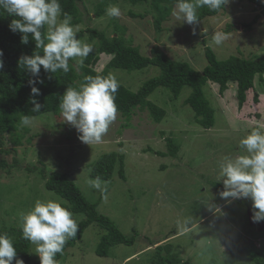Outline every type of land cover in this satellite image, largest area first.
<instances>
[{
  "label": "rangeland",
  "instance_id": "rangeland-1",
  "mask_svg": "<svg viewBox=\"0 0 264 264\" xmlns=\"http://www.w3.org/2000/svg\"><path fill=\"white\" fill-rule=\"evenodd\" d=\"M91 1L87 3L88 15L93 18L87 22L89 26L112 35L113 22L117 21L126 27V38L145 56H152L157 48L200 71L207 65L205 45L220 60L231 55L264 57V16L252 29L245 28L260 12L249 0H229L223 11L194 25L171 14L161 31L155 28L151 13L145 18L130 15V12L146 13L149 9L146 5L116 0L111 5L120 8V17L104 14L96 18ZM87 23L73 26L74 30L85 29ZM228 25L232 27L225 32ZM214 32L225 34L221 45L213 43ZM81 39L93 47L96 45L86 34ZM110 58L102 54L96 69L101 71ZM110 73L119 83L137 91L159 69L154 66L130 72L111 69ZM190 91L186 86L179 98L173 99L168 89L157 88L149 99L166 111L161 122H155L148 109H135L129 120L117 113L100 143L81 142L60 111L31 117L30 124L7 133L3 139L0 137V152L11 150L10 154L0 153V159L12 163L15 156L20 167L9 173L0 169V231L21 227V214L30 211L38 199L66 203L45 187L41 175L45 165L49 176L69 172L89 201H99L100 213L111 218L126 236H135L132 245L118 244L110 248L108 256H99L96 247L104 231L92 224L81 240L56 259L58 264H158V253L165 256L167 251H159L157 246L166 244H170L171 254L192 264H255L249 253L264 251V230L251 225L252 202L221 199L215 183L219 162L225 157L246 154L240 148V140L254 128L264 130V73L256 76L254 88L247 92L241 107L234 84L222 94L215 83L205 86L206 97L215 110V123L210 129L199 125L192 108L184 103ZM169 137L179 147L176 157L154 153L168 152ZM112 151L125 156L126 177L121 179L115 170L110 180H101L107 185L105 200L88 182L94 179L90 175L93 163L100 155ZM208 202L220 211H210ZM73 219L78 224L85 216L73 213ZM35 248L32 244L29 253L32 261L40 264Z\"/></svg>",
  "mask_w": 264,
  "mask_h": 264
},
{
  "label": "trees",
  "instance_id": "trees-1",
  "mask_svg": "<svg viewBox=\"0 0 264 264\" xmlns=\"http://www.w3.org/2000/svg\"><path fill=\"white\" fill-rule=\"evenodd\" d=\"M91 0H59L63 12L72 17V25L91 22L93 18L89 16L87 3ZM116 0H95L91 1L93 12L96 18L105 14L106 8L115 3ZM133 5H146L149 9L144 14L130 12L132 17L145 18L149 13L153 16V23L158 31L162 30L163 22L167 21L172 14L176 0H125ZM258 9L256 15L250 23L245 24V28L252 29L261 16H264V3L261 0H249ZM222 7L216 12L208 8L198 9L199 21L209 16H214L225 9ZM15 17L0 10V50L3 51L4 67L0 69V137L3 139L7 133L17 131L23 115L34 117L46 113H58L60 99L68 86L79 88L85 82L86 76H107L111 69H122L128 72L140 70L149 66L159 69V73L146 80L137 91L119 83L116 93L115 103L117 113L122 114L127 120L135 109H148L151 117L157 123L161 122L166 115V111L149 99V96L159 87L170 91L173 99H178L184 87H190L189 96L184 101L195 113L196 122L205 129H210L215 123V110L210 105L206 97L204 88L209 83H215L222 94L230 84H234L237 89V98L241 107L246 101V94L254 88L257 75L264 73V57L259 59L247 58L241 55H231L226 59L217 58L214 50L205 45L204 54L207 65L200 71L195 69L187 61L174 60L160 49L155 48L152 56H145L140 48L133 44L132 40L126 38V27L114 20L113 34L106 30L89 26L76 31L78 39L86 34L88 40L95 41L93 52L84 60V65L74 64L75 60H69V71L64 73L58 71L55 74L46 73L41 67L40 79L42 84H37L40 95L34 99L41 105L39 112H33V97L30 93L28 81L32 79L31 74L19 66L18 60L22 55H32L35 51V42L29 34V43H21V33H13L9 29V24ZM63 19V16L60 17ZM232 25L227 26L228 32ZM47 26L42 29L46 33ZM206 42L204 41V44ZM102 54L110 55L111 58L106 66L101 70L96 69V65ZM257 100V96H254ZM168 152L154 151V153L176 157L178 146L172 138H167ZM152 150V149H150ZM13 151V150H12ZM11 150H3L0 153L10 154ZM125 156L116 151L104 153L93 163L90 175L92 178L99 177L100 180H110L115 170L121 179L125 180ZM10 168V169H9ZM20 168L18 159L14 156L12 163L0 159V169L8 170ZM33 166V169H36ZM31 171L32 168L29 166ZM41 175L45 180V187L54 191L62 197L66 203L62 204L74 214H83L85 219L78 223V232L75 238H70L64 245L63 253H58L56 259L63 257L68 248L73 247L77 241L81 240L85 230L92 224H96L104 231L96 247L99 256H108L110 248L118 245H132L135 236H126L108 216L98 211V202L89 201L83 194L79 186L70 177L69 172H54L50 176L46 175L45 165H42ZM217 191L223 190V184L215 183ZM0 233H6L13 241L17 251V258L22 259L24 264H38L32 261L30 249L32 243L23 239L21 227L4 228ZM159 251L165 249L167 255L158 253V264H192L189 260H182L179 255H173L170 251V244L158 245ZM250 257L255 264H264V251L257 253L250 252ZM15 264V260L13 262Z\"/></svg>",
  "mask_w": 264,
  "mask_h": 264
},
{
  "label": "clouds",
  "instance_id": "clouds-1",
  "mask_svg": "<svg viewBox=\"0 0 264 264\" xmlns=\"http://www.w3.org/2000/svg\"><path fill=\"white\" fill-rule=\"evenodd\" d=\"M264 3V0H261ZM229 0H176L172 15L179 21L194 25L199 21L198 9L208 8L212 12L220 10ZM0 10L15 17L9 24L13 32L21 33V43H29V34L35 42L32 55H22L18 60L20 67L31 74L28 81L33 97L31 109L39 112L41 105L34 99L40 95L37 84H42L41 67L46 73L58 71L67 73L69 60H75L79 66L93 52V45L78 39L71 23L70 14L63 12L59 0H0ZM105 14L118 18L121 10L116 5H109ZM63 16V19L60 17ZM47 26L46 33L42 29ZM226 36L214 32L212 41L221 45ZM4 67L3 51L0 50V69ZM119 82L111 73L107 76H86L79 88L68 86L60 99L59 109L65 122L78 133V139L91 145L102 142L110 125L117 119L115 103ZM31 117L23 115L20 123L28 125ZM246 154L234 158L225 157L219 162L217 182H222L223 190L219 196L231 202L237 199H250L254 223L264 221V130L254 128L239 142ZM89 186L98 190L107 200V185L99 177L89 180ZM102 183L104 186L102 187ZM210 211L220 209L208 202ZM21 232L23 239L36 245L35 254L40 264H58L56 255L63 253L64 245L70 238H75L78 224L73 213L60 202L36 200L34 207L21 214ZM24 264L17 258V251L12 239L6 233H0V264Z\"/></svg>",
  "mask_w": 264,
  "mask_h": 264
},
{
  "label": "water",
  "instance_id": "water-1",
  "mask_svg": "<svg viewBox=\"0 0 264 264\" xmlns=\"http://www.w3.org/2000/svg\"><path fill=\"white\" fill-rule=\"evenodd\" d=\"M251 216H252V214L249 213V218H250L251 225H254V226L258 227L260 231H263L264 230V221H262L260 223H254L252 221V219H251Z\"/></svg>",
  "mask_w": 264,
  "mask_h": 264
}]
</instances>
